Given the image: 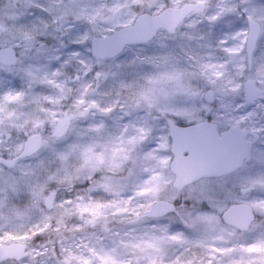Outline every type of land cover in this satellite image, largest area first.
I'll use <instances>...</instances> for the list:
<instances>
[{
	"label": "snow or ice",
	"instance_id": "1",
	"mask_svg": "<svg viewBox=\"0 0 264 264\" xmlns=\"http://www.w3.org/2000/svg\"><path fill=\"white\" fill-rule=\"evenodd\" d=\"M0 264H264V0H0Z\"/></svg>",
	"mask_w": 264,
	"mask_h": 264
}]
</instances>
